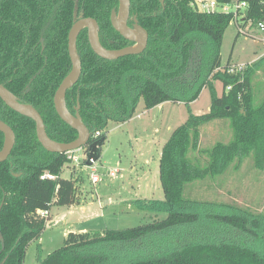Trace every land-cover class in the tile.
<instances>
[{"label": "trees", "instance_id": "trees-1", "mask_svg": "<svg viewBox=\"0 0 264 264\" xmlns=\"http://www.w3.org/2000/svg\"><path fill=\"white\" fill-rule=\"evenodd\" d=\"M162 1L132 0L131 15L149 34L148 47L139 56L102 60L91 50L87 31L80 35L82 76L66 100L74 114L79 98L83 122L93 133H101L88 147V153L100 161L108 123L129 122L140 99L146 111L168 103L190 107L209 90V113L196 116L189 109V119L163 148L164 200L135 202L138 210L166 215V219L127 231L71 233L63 248L39 264H110L100 249L142 245L154 235L200 225L202 216L216 221L217 231L226 235L220 240L196 238L164 256L156 253L115 264H264V216L209 199L204 193L211 192L213 185L203 184L230 170L238 172L248 159L254 169L264 171V57L243 75L220 71L230 66H222L221 48L233 17L199 13L193 7L195 0H164V7ZM252 7L251 17L264 22L258 0ZM113 11H119L117 0H0V85L39 112L54 142L70 144L78 138L54 107L55 94L72 71L68 43L73 26L94 19L105 49L134 47L112 27ZM216 83L222 84V95ZM0 121L16 135L10 160L0 164V206L4 203L0 264H24L28 247L45 231L48 218L42 214L78 203V180L62 178L72 164L68 155L45 151L37 140L35 123L1 100ZM212 123L228 128L230 139L203 150L202 129ZM3 145L0 133V152ZM213 209L218 212L210 213Z\"/></svg>", "mask_w": 264, "mask_h": 264}, {"label": "rangeland", "instance_id": "rangeland-1", "mask_svg": "<svg viewBox=\"0 0 264 264\" xmlns=\"http://www.w3.org/2000/svg\"><path fill=\"white\" fill-rule=\"evenodd\" d=\"M263 57V33L252 29L246 36L239 34L235 24L229 27L221 48L223 67L229 63L251 67ZM215 87L218 94L222 95V84L216 83ZM210 107V92L204 90L199 100L190 107L185 104L168 103L163 109L146 111L144 101L140 99L129 122L121 124L110 121L104 132L107 141L96 165L100 182L96 185L92 183L93 168L85 160L84 151H81L80 162L66 167L62 175L63 179L73 176L78 180V203L70 208L52 209L47 217L44 233L28 247L24 264H39L63 248L66 238L71 233L127 231L164 221L166 215L140 211L136 208L135 202L164 200L163 187L158 175L161 152L172 132L189 119V109L192 114L203 116L209 113ZM229 139L228 128L224 129L218 123H212L202 129L201 148L207 150ZM68 157L71 158L70 155ZM114 171L118 172L112 178L110 173ZM203 184L213 185L211 192L204 193L209 199L219 204L237 205L244 211L264 216V171L254 169L252 160H245L238 172L230 170L215 181L207 180ZM197 185L200 184L195 186ZM192 187L194 186L190 189ZM208 210L210 209H204V212ZM216 212L217 209L210 211L214 214ZM200 221V225L195 224L185 230L177 229L154 235L142 245H129L126 248L115 245L100 251L110 258V264L123 263L156 253L164 256L175 247L188 244L196 238L220 240L226 235L217 231L218 223L208 216H202ZM242 240L243 238H240L239 243H242ZM251 242L246 243L250 245Z\"/></svg>", "mask_w": 264, "mask_h": 264}, {"label": "water", "instance_id": "water-1", "mask_svg": "<svg viewBox=\"0 0 264 264\" xmlns=\"http://www.w3.org/2000/svg\"><path fill=\"white\" fill-rule=\"evenodd\" d=\"M211 1V0H204ZM119 11H113L111 24L114 30L126 41L134 44V47L120 51H110L105 49L99 40V25L94 19H84L78 21L69 34L68 51L72 64L71 73L64 79L54 97V107L58 117L63 123L69 126L78 134L76 141L70 144H60L52 141L45 129L44 121L39 112L31 105L22 104L4 85H0V100L11 111L32 120L36 125V136L39 144L50 154L67 155L78 152L89 147L93 132L85 125L81 117V105L77 102L75 113L72 114L67 107V93L73 89L82 76V62L77 50L78 39L84 31H87L88 43L93 53L100 59L115 62L123 58L139 56L144 53L149 44V34L139 24L138 18L133 19L132 28L129 27L132 0H117ZM165 6V1H162ZM0 133L4 135V145L0 152V164L10 160L16 145V135L11 127L0 121ZM93 155L89 154L88 158ZM94 158V157H93ZM97 160V159H96ZM160 164V163H159ZM160 177V165L159 173ZM4 203L0 206V215ZM5 264V263H3Z\"/></svg>", "mask_w": 264, "mask_h": 264}, {"label": "built area", "instance_id": "built-area-1", "mask_svg": "<svg viewBox=\"0 0 264 264\" xmlns=\"http://www.w3.org/2000/svg\"><path fill=\"white\" fill-rule=\"evenodd\" d=\"M257 0H211V1H204V0H195L193 3V7L197 9L199 13L203 14H215L220 13L227 16L233 17V24L236 25L237 30L240 34L249 35V31L252 29H257L259 32L264 34V22H256L254 18L251 17L253 14V7L252 2ZM260 7L264 8V0H258ZM220 9V11H217ZM248 65H230L227 69H221L220 71L226 70L230 75H243L245 70L247 69ZM231 90V89H228ZM101 137L100 132L93 133L91 137L90 144L95 143ZM89 144V145H90ZM84 151V157L87 161L88 165L93 168V174L91 175V181L94 185L100 182V176L97 174V163L98 160L95 158H88V147L86 149L80 150L78 152L69 153L71 158L68 159L72 161V164H76L80 162V153ZM118 171H114L110 173L112 178L115 177ZM46 178V177H45ZM45 178H42L43 180ZM44 218H47L49 215L48 213L42 214Z\"/></svg>", "mask_w": 264, "mask_h": 264}, {"label": "flooded vegetation", "instance_id": "flooded-vegetation-1", "mask_svg": "<svg viewBox=\"0 0 264 264\" xmlns=\"http://www.w3.org/2000/svg\"><path fill=\"white\" fill-rule=\"evenodd\" d=\"M161 3H162V2H161ZM162 5H163V4H162ZM163 7H164V6H163ZM133 19H134V18L132 17V15H130V20H129V22H128L130 28H132V26H133V23H132V22H133ZM81 34H82V33H81ZM77 50H78V48H77ZM74 110H75V109H74ZM74 113H75V112H74Z\"/></svg>", "mask_w": 264, "mask_h": 264}, {"label": "crops", "instance_id": "crops-1", "mask_svg": "<svg viewBox=\"0 0 264 264\" xmlns=\"http://www.w3.org/2000/svg\"><path fill=\"white\" fill-rule=\"evenodd\" d=\"M195 103H196V102H195ZM195 103H194V104H195ZM164 105H165V104H164ZM164 105H162V106H160V107H158V108L163 109V106H164ZM192 105H193V104H192ZM172 134H173V132H172ZM162 151H163V150H162ZM161 156H162V152H161ZM160 159H161V158H160Z\"/></svg>", "mask_w": 264, "mask_h": 264}]
</instances>
